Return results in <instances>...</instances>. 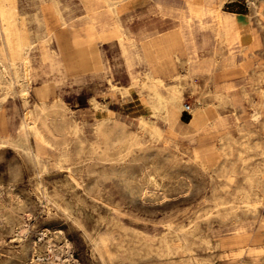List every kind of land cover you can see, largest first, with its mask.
Masks as SVG:
<instances>
[{
    "label": "rangeland",
    "instance_id": "1",
    "mask_svg": "<svg viewBox=\"0 0 264 264\" xmlns=\"http://www.w3.org/2000/svg\"><path fill=\"white\" fill-rule=\"evenodd\" d=\"M98 1L91 13L84 0H11L9 20L30 48L26 69L23 52L14 54L15 67L0 36V264H264V193L253 189L250 212L238 198L264 147V0H256L258 16L246 0L250 26L242 44L232 45V73L215 70L217 89L236 105L215 104L203 75H185V62L157 64V75L180 88L171 122L146 106L150 90L140 81L150 64L138 49L177 30L181 0ZM111 28L115 36L100 35ZM204 35L210 32L193 34L198 54L225 47L211 38L202 48ZM130 72L140 79L132 86ZM200 99L218 110V123H191ZM145 120L156 132L142 127ZM98 122L141 133L145 149L118 159L113 144L105 159ZM195 220L186 251L166 224Z\"/></svg>",
    "mask_w": 264,
    "mask_h": 264
},
{
    "label": "crops",
    "instance_id": "2",
    "mask_svg": "<svg viewBox=\"0 0 264 264\" xmlns=\"http://www.w3.org/2000/svg\"><path fill=\"white\" fill-rule=\"evenodd\" d=\"M253 1L256 0H250L251 6ZM181 2L182 3L179 7L180 19L177 30L168 32L162 36H157L151 39L149 42L147 41L144 45L141 46L140 49H138L139 55L143 59H146L148 61V64H150L149 71L146 73V76L142 80L159 78L164 81V78L162 76L157 75V73L160 70L157 64L164 63L165 65L166 63L168 65H172L173 64L172 62L174 61L173 58L175 57L176 59H179L180 61L186 63L185 75L189 77H192L194 75H203V81L201 83V86L212 88L210 89V91L212 92V95L215 98V104L236 105L233 97L228 91H222L217 89L216 84L214 82V77H215L214 72L216 69L225 66L223 68L225 71L223 75L227 76L228 74L232 73V69H233L232 68L233 51L231 49L232 45L242 44V42L245 40V38H243L242 36L243 34L249 31V26H250L249 19L246 17L247 13L245 12L246 0H228L225 3L226 9H224L227 11L222 10V5L220 8H218L221 0H181ZM224 2L225 0H223V3ZM252 9L255 16H258L259 13L257 11V8L252 6ZM231 15L237 16V21H238L237 24L240 34L243 33L242 36L241 35L235 36L236 39L235 37L232 38L229 35L224 34L228 31V27L224 22V17ZM112 29L115 34V28ZM195 30L200 32L201 31L210 32V35H204L202 37V42H201L202 48H204L207 44H209L211 38H214L218 42V44L224 45L225 47L219 49L212 48L209 57H204L203 54H198L197 45L193 40V34ZM223 40L226 41V43ZM183 54H186V57L181 58V55ZM227 55L230 57H228ZM206 62H208L209 64ZM190 66H192L191 70H190ZM194 69L197 70L198 74ZM136 78L137 76L134 75L132 72H130L131 81ZM259 93L262 97H264V86L260 87ZM200 103H201L200 106L195 107L191 123L194 125H201L204 124L205 122L218 123L220 117V113L218 112V110L205 104L204 102L201 101V99H200ZM176 112H177L176 107L169 106L166 121L171 122L172 120H174L176 116ZM199 112L201 115L200 120H198L195 115ZM257 154H261L262 160H259L254 166V168L261 167L263 169L264 166H262L261 163L264 160V147H260V150ZM203 156H205L206 159H209L210 162H214V160H216L217 157L216 154L212 153L210 150H204ZM240 158L242 161H245L247 159V156L240 154ZM263 174L264 171L262 172L261 176ZM249 175L252 176V173L247 174V177ZM241 185L244 187L246 186L244 184ZM252 191L254 190L252 189ZM244 239L246 240V236H244Z\"/></svg>",
    "mask_w": 264,
    "mask_h": 264
},
{
    "label": "bare ground",
    "instance_id": "3",
    "mask_svg": "<svg viewBox=\"0 0 264 264\" xmlns=\"http://www.w3.org/2000/svg\"><path fill=\"white\" fill-rule=\"evenodd\" d=\"M108 1V0H106ZM111 3V1H109ZM107 2V3H109ZM223 3V0H221L219 7H221ZM109 5V4H108ZM107 5V6H108ZM256 1L252 2V6L256 8ZM84 6L87 9L88 12H96V10L99 7V1L98 0H84ZM200 6V5H199ZM217 10V8H216ZM258 13H260V9H257ZM215 12V11H214ZM12 14V7H11V0H0V36L2 38V42H3V47L4 50H6L7 55L9 56L8 61L11 65L15 66V60L16 58L14 57V54L18 53L21 54L22 52L24 53V55L22 56V60H23V66L26 69L27 67V53H28V49L30 48L29 44H26V48L24 49L23 46L19 40L18 34L14 28V25L10 22L9 18L11 17ZM58 15V14H57ZM222 15V14H221ZM60 16V15H58ZM216 18V16H215ZM12 20V19H11ZM223 20V19H222ZM239 20V19H238ZM224 22L226 23L227 27H228V31L224 34L229 35L230 37L234 38L235 36H242V34H240L239 28H238V24H237V16L235 15H231V16H226L224 17ZM103 26H108L111 23L104 21L101 23ZM49 29V28H48ZM111 33H102L100 34L102 37L104 38H110L115 36L113 29L111 28L110 30ZM43 34V33H42ZM16 36V41H14L12 36ZM225 35V36H226ZM247 33L243 34V38L247 37ZM46 36V34H45ZM49 37V36H48ZM241 37V38H242ZM221 38V37H220ZM224 38V36H223ZM222 39V38H221ZM236 39V37H235ZM228 40V39H227ZM1 41V40H0ZM47 41V40H46ZM224 41V40H223ZM229 41V40H228ZM48 42V41H47ZM226 43V41H224ZM35 43V42H34ZM2 47V48H3ZM1 54V53H0ZM50 54V53H49ZM228 56V55H227ZM233 56V55H232ZM5 57V56H4ZM230 57V56H228ZM7 58V57H6ZM231 59V58H230ZM3 60V59H2ZM226 60V59H225ZM224 60V61H225ZM233 61V60H232ZM230 62V61H229ZM208 63V62H206ZM1 64V63H0ZM201 64V62H200ZM199 64V65H200ZM204 64V63H203ZM209 64V63H208ZM189 65V64H188ZM187 65V66H188ZM206 65V64H205ZM2 66V64L0 65ZM195 66V65H194ZM17 67V66H15ZM49 67V66H48ZM190 66V70H191ZM232 67V66H231ZM8 68H10L8 66ZM196 68V67H195ZM200 68V67H198ZM10 70V69H9ZM21 70V69H19ZM193 70V69H192ZM196 70V69H194ZM200 70V69H199ZM206 70V69H205ZM204 70V71H205ZM188 71V70H187ZM207 71V70H206ZM197 72V70H196ZM9 73V72H8ZM13 73V72H12ZM26 73V72H24ZM194 73V71H193ZM192 73V74H193ZM201 73V71H200ZM215 73V72H214ZM198 74V72H197ZM11 75V74H10ZM25 76V75H24ZM9 77V75H8ZM16 77V76H15ZM140 79H134L131 81L130 86L135 85L137 83V81ZM9 82V81H8ZM142 86H146L150 91L148 93V99L146 100V106L148 107V110L150 113L153 114H161L162 118L164 120L167 119V115H168V107L172 106V107H180L182 105L181 103V96H180V88L178 86V83L175 84H166L163 80L159 79V78H154V79H150V80H141L140 81ZM20 83V82H19ZM109 83L111 85L112 88L116 89V85L114 84L113 81L109 80ZM13 84V83H12ZM8 85V84H7ZM28 86V84H27ZM263 88V87H262ZM23 95V94H22ZM219 99V97H218ZM52 101V100H51ZM55 101V100H54ZM93 101V100H92ZM218 101V100H217ZM219 102V101H218ZM50 103V101H49ZM47 103V104H49ZM52 103V102H51ZM62 104V103H61ZM39 105V104H38ZM41 105V104H40ZM62 107V105H60ZM93 106L94 107H98V102H96L95 100L93 101ZM38 107V106H37ZM202 107V106H201ZM47 108V107H46ZM32 109V108H31ZM63 110V108H62ZM43 118H44V122L46 123L45 120L48 119V113L45 111V109H41L40 110ZM28 115V114H27ZM197 119L200 120L201 119V115L200 112L195 114ZM203 115V114H202ZM42 119V118H41ZM49 122V121H47ZM27 123V122H26ZM47 129L51 132H53L55 130V127H49L46 126ZM142 127L149 131L150 133H154L156 132L152 127H151V122L150 121H143L142 122ZM19 128V127H18ZM52 128V129H50ZM15 129V128H14ZM26 130V129H25ZM77 130V129H76ZM80 130V129H78ZM33 131L37 137V140L39 141V144H42V142H45L43 135L39 132V130L37 128L33 127ZM95 131L96 133L101 137V142L103 143V148L102 149V154L104 156L105 159L108 158V150L112 147L113 144H119L120 145V150H119V157L118 159H123L125 156H127L128 154H131L135 149L139 148L142 149L144 147V142L142 141L141 138V133H129L125 130V126L123 124H115V125H109L108 123H103V122H98L96 123L95 126ZM26 132V131H25ZM30 132V131H29ZM80 132V131H79ZM63 135V134H62ZM16 136V135H15ZM78 136V135H76ZM31 137V136H30ZM78 138V137H77ZM80 138V137H79ZM75 139V138H74ZM14 140V139H13ZM24 141V140H23ZM26 141V140H25ZM78 141V140H76ZM85 141H87L85 139ZM74 142V141H73ZM91 142V141H90ZM15 143V142H14ZM20 143V142H19ZM86 143V142H85ZM88 143V142H87ZM38 144V145H39ZM59 144V143H57ZM65 144V142L63 143ZM93 144V143H91ZM97 145V144H96ZM21 146V145H20ZM67 146V145H66ZM75 146V145H74ZM88 146V145H87ZM78 147V146H77ZM82 147V146H81ZM29 148V147H28ZM75 148V147H74ZM76 149V148H75ZM91 149V148H90ZM145 149V148H143ZM89 150V149H87ZM68 151V150H67ZM75 151V150H74ZM73 151V152H74ZM76 151H79L76 150ZM82 152V151H81ZM77 154V153H76ZM145 154V153H144ZM147 154V153H146ZM74 155V153H73ZM140 155V154H139ZM141 157V156H140ZM136 158V157H135ZM79 159V158H78ZM37 163V161H36ZM262 166H264V160L261 163ZM35 167V166H34ZM97 167V166H96ZM154 167V166H153ZM85 168V167H84ZM155 168V167H154ZM95 169V167H94ZM264 171V168L262 169L261 167H257V168H253L252 176H248L247 177V182H248V187L247 188H243L240 187L241 189H239L240 191H243L244 193L239 195L240 199H242V208L244 210V212H250L252 209H254L256 206H254V204H252L250 198L251 196L254 195V191H252V189L254 188H258L259 190H261L264 193V176H261L262 172ZM93 174V173H91ZM88 175V174H86ZM143 175V174H142ZM140 176V175H138ZM137 176V178H138ZM70 177V175H69ZM73 177V176H72ZM86 178V177H85ZM141 178V176H140ZM71 179V177H70ZM69 179V180H70ZM148 181L152 182L151 178H148ZM73 182V181H72ZM89 182V181H88ZM87 182V183H88ZM93 182V181H92ZM89 184V183H88ZM83 185V184H82ZM87 186V184H86ZM84 186V187H86ZM142 186V185H141ZM83 187V186H82ZM143 189V188H142ZM91 190V189H90ZM85 191V190H84ZM260 191V192H261ZM236 195V193H235ZM234 196V195H233ZM258 196V195H256ZM237 198V197H236ZM261 199V198H260ZM239 201V199H237ZM260 204V203H259ZM230 205V204H229ZM235 205H230V209L232 212H234L236 209ZM230 211V210H229ZM10 219V218H9ZM206 219V218H204ZM201 220V219H200ZM200 220H195L193 222L192 226H175L172 223H167L166 224V231L168 232H175L176 237L181 241L182 243V248L186 251H190V245H189V240L192 237V235L197 234V229H198V225H199V221ZM240 230V229H239ZM209 237V236H208ZM239 240V239H238ZM163 241L166 243V247L171 249V247L169 246V241L168 239H166V237L163 238ZM105 242V241H104ZM209 242V241H208ZM94 245V244H93ZM62 248V247H61ZM241 249V248H240ZM25 250V249H24ZM111 250V249H110ZM244 250L239 251L238 253L241 254L243 253ZM166 253V252H165ZM169 253V252H167ZM255 253V252H254ZM250 254V253H249ZM234 256V255H233Z\"/></svg>",
    "mask_w": 264,
    "mask_h": 264
},
{
    "label": "built area",
    "instance_id": "4",
    "mask_svg": "<svg viewBox=\"0 0 264 264\" xmlns=\"http://www.w3.org/2000/svg\"><path fill=\"white\" fill-rule=\"evenodd\" d=\"M189 106H190V105H189L188 103H185V106H184L183 110H184V111H188Z\"/></svg>",
    "mask_w": 264,
    "mask_h": 264
}]
</instances>
